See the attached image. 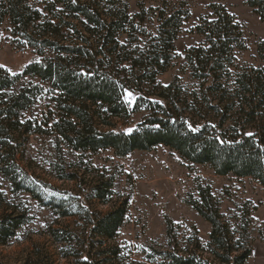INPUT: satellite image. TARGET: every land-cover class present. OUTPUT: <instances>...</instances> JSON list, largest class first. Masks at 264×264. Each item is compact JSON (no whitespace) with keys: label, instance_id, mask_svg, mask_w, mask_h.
Here are the masks:
<instances>
[{"label":"trees","instance_id":"16d2710c","mask_svg":"<svg viewBox=\"0 0 264 264\" xmlns=\"http://www.w3.org/2000/svg\"><path fill=\"white\" fill-rule=\"evenodd\" d=\"M243 1L264 21V0ZM110 3L104 10L95 0H51L44 6L54 12L48 18L29 11L22 0H0V26L6 18L21 24L23 38L37 42L41 56H45L43 50L53 55L30 63L22 74L0 68V173L14 190L30 194L63 218L80 216L88 222L89 239L77 246L72 244L71 231H52L62 244V257L73 264H115L119 250L105 244L117 237L126 211L114 207L90 215L88 202H109L112 186L108 181L86 185L81 198L62 195L38 183L18 164L20 138L41 130L37 123L22 120V113L43 94L41 83L58 92L55 115L49 112L50 130L81 159L101 150L122 158L163 145L190 164L210 167L218 176L253 178L264 187V40L257 47L262 66L239 67L237 55L247 49L243 27L225 6L212 4L211 15L196 26L203 42L184 54L192 89L177 81L163 85L158 79L176 60L175 42L190 18L189 10L184 3L172 9L162 7L153 12V23L147 27L143 4L132 15L128 4ZM57 5L62 8L55 15ZM65 16L79 20L81 29L75 25L74 30L80 34V44L69 43L64 37H32L30 25L40 19L36 31L60 35L72 25ZM138 34L143 37H136ZM24 77L39 82L29 81L19 91L10 92ZM131 90L139 94L133 103L125 99ZM141 112L148 114L131 132L100 128L101 122L110 126L113 118L129 119ZM59 173L66 181L81 182L83 177L79 170L60 169ZM198 195L193 208L212 227L210 257L195 251L182 253L173 246L158 253L162 262L152 264H247L252 250L240 245L223 221L211 188L200 186ZM1 208L0 246H5L30 217Z\"/></svg>","mask_w":264,"mask_h":264},{"label":"rangeland","instance_id":"374dc122","mask_svg":"<svg viewBox=\"0 0 264 264\" xmlns=\"http://www.w3.org/2000/svg\"><path fill=\"white\" fill-rule=\"evenodd\" d=\"M29 11H39L43 16L51 18L44 8L51 0H22ZM111 0H95L104 10ZM116 5L128 4L129 11L135 15L143 4L147 11L144 25L150 27L153 12L164 7L172 9L180 3L190 12L175 42L176 60L173 66L158 81L169 85L173 81L192 89L186 74L184 54L187 50L199 46L203 38L196 32V26L202 18L211 15L212 4H221L242 25L247 49L237 55L239 67H260L257 47L264 40V21H262L243 0H114ZM62 7L56 6L55 15ZM152 8V11L150 9ZM157 13V12H156ZM155 13V14H156ZM66 17V16H65ZM41 20V19H40ZM37 20L29 28L32 37H64V40L80 44L75 32L79 29V20L69 17L66 22L71 27L63 29L61 34L39 29ZM82 19L80 18V21ZM20 25V26H18ZM21 24L6 18L0 26V64L11 74H22L30 63L40 61L43 57H53L52 52L43 50L40 55L38 43L25 40L20 33ZM20 33V34H19ZM136 37H143L141 34ZM62 41V40H61ZM29 81L38 80L23 78L10 92L19 91ZM42 95L35 103L22 113L23 121H32L41 130L30 134L17 146L18 164L38 183L53 187L58 194L81 198L87 186L100 180L108 181L112 186L109 202L93 200L87 203L90 215L104 214L114 207H122L126 218L117 237L108 241L105 247H116L119 256L115 264H152L158 260L162 251L176 246L179 251H195L210 257L209 235L211 225L193 208L199 200L198 189L210 187L217 199L220 213L234 232L236 240L252 250L247 264H264V187L253 178H238L234 175L218 176L204 165L190 164L180 158L172 149L160 145L150 151H135L127 157H117L113 151L101 150L96 155L81 159L72 153L61 141L56 140L50 130L54 111V97L58 94L45 83ZM145 88V87H144ZM146 90V88H145ZM131 93V96H128ZM139 96L137 92L127 91L125 99L133 103ZM145 96V95H144ZM147 112L132 115L129 119L113 118L111 125L101 122L104 131H128L135 128ZM104 116V115H103ZM102 116V117H103ZM79 170L83 175L81 182L66 181L60 178L59 170ZM87 185V186H86ZM0 213L2 208L27 214L28 224L19 229L16 236L5 246H0V264H73L62 257V244L54 239L52 231L72 232L74 246L89 239L91 228L80 216L63 218L59 211L44 206L30 194L16 191L11 183L0 173ZM97 248H95V253ZM93 252V253H94ZM157 259V260H156ZM164 264V263H163Z\"/></svg>","mask_w":264,"mask_h":264},{"label":"snow or ice","instance_id":"6c2138e0","mask_svg":"<svg viewBox=\"0 0 264 264\" xmlns=\"http://www.w3.org/2000/svg\"><path fill=\"white\" fill-rule=\"evenodd\" d=\"M3 67H5V66L2 65V64H0V68H3ZM131 95H132L131 93H128V96H131ZM129 102L131 103V101H129ZM193 130H195V129H193ZM128 131L131 132L132 130L129 129ZM247 135L251 136V135H253V134H252V133H248Z\"/></svg>","mask_w":264,"mask_h":264}]
</instances>
